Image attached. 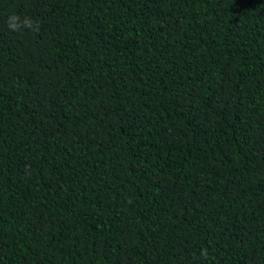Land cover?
<instances>
[{"label": "trees", "instance_id": "trees-1", "mask_svg": "<svg viewBox=\"0 0 264 264\" xmlns=\"http://www.w3.org/2000/svg\"><path fill=\"white\" fill-rule=\"evenodd\" d=\"M0 264H264V0H0Z\"/></svg>", "mask_w": 264, "mask_h": 264}, {"label": "clouds", "instance_id": "clouds-1", "mask_svg": "<svg viewBox=\"0 0 264 264\" xmlns=\"http://www.w3.org/2000/svg\"><path fill=\"white\" fill-rule=\"evenodd\" d=\"M7 26L12 31H22L24 29L29 30H38L39 25L35 23L30 17L27 15L21 17L16 14H12L8 16ZM202 255H207L206 252L202 253Z\"/></svg>", "mask_w": 264, "mask_h": 264}]
</instances>
